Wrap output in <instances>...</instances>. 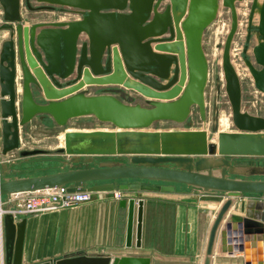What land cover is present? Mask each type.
<instances>
[{
    "label": "water",
    "instance_id": "water-1",
    "mask_svg": "<svg viewBox=\"0 0 264 264\" xmlns=\"http://www.w3.org/2000/svg\"><path fill=\"white\" fill-rule=\"evenodd\" d=\"M35 1L39 4L32 6L31 0H0V30L8 31L0 45V155L14 150L20 158L49 154L45 149L21 147L20 128L35 117L64 126L70 119L93 116L116 131H66L65 147L54 153L69 155L63 163L92 161L90 155L101 154L129 153V158L125 164L102 162L3 177L0 197L57 186L70 192L174 191L175 184H183L196 192H223L226 198L211 222L202 264H213L215 252H243L247 257V251L237 245L241 239L234 238L242 231L245 242L264 240V199H242L264 195V179L249 178L264 173V167L259 160L239 164L227 157L264 155V117L242 109L241 82L231 60L239 25L237 6L244 0ZM23 3L29 10H59L79 18L27 26L21 14ZM220 8L229 12L221 69L235 131L219 134L217 143H208L203 130L142 131L156 121L185 122L193 106L205 119L208 61L202 40ZM173 43L174 48L166 46ZM241 54L255 88L264 94V0H250ZM116 71L120 79H114ZM85 77L87 86L117 87L89 94L81 83ZM134 94L144 97V103L134 102ZM125 142L131 147L123 148ZM7 168L8 164L0 163V174ZM238 200L244 215L229 213ZM143 202L142 198L119 199V206L127 205L126 247L132 245L133 233L135 245L141 244ZM24 226V218L16 221L11 213L4 214V264H23ZM34 264H150V259L82 254Z\"/></svg>",
    "mask_w": 264,
    "mask_h": 264
},
{
    "label": "crops",
    "instance_id": "crops-1",
    "mask_svg": "<svg viewBox=\"0 0 264 264\" xmlns=\"http://www.w3.org/2000/svg\"><path fill=\"white\" fill-rule=\"evenodd\" d=\"M243 12L246 13V10ZM60 13L72 17L41 19L32 23L78 18L74 14ZM21 14L23 15L22 10ZM232 64L235 63L232 61ZM34 119L36 117L32 120ZM82 129L85 128L80 130ZM22 130L23 127L20 128V142ZM11 170L17 172L16 169ZM124 192L129 194L122 198H142L144 201L139 247L134 243V233L132 245L125 246L127 205L119 206V199L114 198L112 191H97L88 202L47 213L17 217L16 221L25 219L22 263L34 264L60 257L101 254L144 256L150 259V264H202L208 231L217 209L226 198L225 193L201 190L196 192L194 188L183 184H175L174 191ZM242 199L246 201L264 198L245 195ZM236 205L237 208L233 206L229 213L244 215L239 210V200ZM234 239H241V243L237 245L247 251V257L243 252L234 255L215 252L213 264H264L263 239L256 238L254 243L245 242L242 231L240 237L237 235Z\"/></svg>",
    "mask_w": 264,
    "mask_h": 264
},
{
    "label": "rangeland",
    "instance_id": "rangeland-1",
    "mask_svg": "<svg viewBox=\"0 0 264 264\" xmlns=\"http://www.w3.org/2000/svg\"><path fill=\"white\" fill-rule=\"evenodd\" d=\"M242 3V2H241ZM244 9L246 14L239 15V25L233 43L231 46V60L237 65L239 69V78L241 82L242 90V102L241 107L243 110L264 117V94L259 92L251 79L247 67L242 61L241 49L245 39V26H246V16L250 0H244ZM35 0H31V5H38ZM240 4V3H239ZM238 4V5H239ZM247 6V7H246ZM239 7V6H238ZM246 7V8H245ZM1 10V6H0ZM21 10L23 11V24L29 26L34 21L41 19H57L72 17V15H67L65 13H60L63 11L59 10H29L24 3L22 4ZM2 11V10H1ZM74 17V16H73ZM0 23H2V14H0ZM229 27V12L225 8H220L216 19L205 29L203 34V49L205 56L208 61V79L205 87V107L206 116L202 120L199 116L198 109L196 106L191 108L189 117L185 122L178 123L170 120L156 121L148 128L142 131H174L179 130H203L207 134V142L217 143L218 135L224 132H234L235 128L231 122V108L228 102L227 95L224 90V79L221 69V51L222 43L224 37L228 31ZM8 38L7 30H0V45L3 40ZM175 43L167 44L168 48H174ZM165 46V47H166ZM166 47V48H167ZM233 58V59H232ZM240 64V65H238ZM243 70V71H242ZM241 73V74H240ZM245 74V75H244ZM114 79H120V71H116L113 74ZM88 77L82 79L83 87L87 89L89 94H97L108 92L110 87H117L114 85H90L87 86L86 82ZM141 95V93H139ZM135 95V94H134ZM134 102L143 104L144 97L135 95ZM216 103V106L215 104ZM225 119L222 124H219V116ZM215 125V129H213ZM72 128H75L72 129ZM77 128V129H76ZM85 128V129H78ZM116 131V129L107 122H101L93 116H84L79 118L70 119L66 125L58 126L54 123L51 118L39 119L36 118L23 126L21 147L24 149H45L49 151V154L45 155H34L26 158H20L18 156L17 150L13 151L11 155L10 152L2 156L1 163L8 164L7 171L0 174V178H12L15 176L31 174L39 175L45 174L52 171L63 170L67 168H77L86 166H96L98 163L102 162H115V163H127L129 158V153H115V154H101V155H90L94 159L92 161H78L73 163H63V160L69 158V155L62 154L58 155L54 153L57 148L65 147V136L66 131ZM257 139V137L255 138ZM111 145L110 143H108ZM131 147L130 142H125L123 148L127 149ZM86 155H80L84 158ZM232 161L245 164L248 159H253L254 161L259 160L261 166L264 167V155L256 154H246V155H227ZM11 163V166H9ZM11 169H16L17 172L14 173ZM234 176V175H233ZM238 177H243L242 175H237ZM249 178L264 179V173L252 174ZM122 191V190H121ZM123 195L129 194L124 192ZM255 197H262L264 195H249ZM5 196H3L4 198Z\"/></svg>",
    "mask_w": 264,
    "mask_h": 264
},
{
    "label": "built area",
    "instance_id": "built-area-1",
    "mask_svg": "<svg viewBox=\"0 0 264 264\" xmlns=\"http://www.w3.org/2000/svg\"><path fill=\"white\" fill-rule=\"evenodd\" d=\"M0 14H2L1 10ZM74 15L79 18V15ZM1 158L2 156L0 155V163ZM112 192L115 199L123 197V190H114ZM93 193L86 190L70 192L66 186H57L42 190L14 193L4 198L3 196L0 197V264H4L3 216L5 213H11L15 219L22 215L47 213L88 202L92 200Z\"/></svg>",
    "mask_w": 264,
    "mask_h": 264
},
{
    "label": "bare ground",
    "instance_id": "bare-ground-1",
    "mask_svg": "<svg viewBox=\"0 0 264 264\" xmlns=\"http://www.w3.org/2000/svg\"><path fill=\"white\" fill-rule=\"evenodd\" d=\"M244 4H245V3H240V4L238 5L239 7L237 6V13H238V14H243V15L246 14V13L243 12V10H244V8H243V7H244ZM246 7H247V6H246ZM246 7H245V8H246ZM247 8H248V7H247ZM58 21H59V20H58ZM231 50H232V49H231ZM232 59H233V58H232ZM238 65H240V64H238ZM233 66L235 67V70H236V71H239V69L237 68V65H236V64H233ZM242 71H243V70H242ZM248 72H249V71H248ZM240 74H241V73H240ZM244 75H245V74H244ZM18 91H19V92L21 91V86H20V85H18ZM224 118H225V117H224ZM224 118H222L221 115L219 116V121H218L219 124H222L223 121H225ZM211 217H212V216H211ZM208 225H209V224H208Z\"/></svg>",
    "mask_w": 264,
    "mask_h": 264
},
{
    "label": "flooded vegetation",
    "instance_id": "flooded-vegetation-1",
    "mask_svg": "<svg viewBox=\"0 0 264 264\" xmlns=\"http://www.w3.org/2000/svg\"><path fill=\"white\" fill-rule=\"evenodd\" d=\"M32 6H35V5H32Z\"/></svg>",
    "mask_w": 264,
    "mask_h": 264
}]
</instances>
